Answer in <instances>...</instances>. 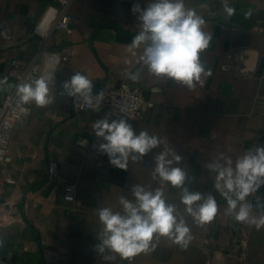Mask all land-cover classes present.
Instances as JSON below:
<instances>
[{"label":"crops","instance_id":"0c3cea01","mask_svg":"<svg viewBox=\"0 0 264 264\" xmlns=\"http://www.w3.org/2000/svg\"><path fill=\"white\" fill-rule=\"evenodd\" d=\"M148 2L72 0L69 29L52 28L43 37L35 27L49 5L58 6L55 0H0V103L5 83L13 80L8 76L12 60L28 62L41 48L59 56L54 101L46 107L34 103L16 124L9 143L12 161L0 171V264H264V227L257 230L226 214L227 202L214 188L215 174L205 167L221 153L235 161L250 148L264 147V0H229L232 16L224 12L222 0H184L205 20L203 31L210 36L200 54L203 83L192 89L152 76L139 62L140 50L136 55L127 50L139 30L132 6ZM75 72L86 75L96 89L118 85L127 72L139 73L135 83L154 106L128 122L137 134L159 137L161 146L143 160H130L127 171L112 166L106 154L91 151V143L103 142L92 128L103 119L101 111L77 110L69 97L57 93L56 85ZM162 150L183 157L173 166L187 173L190 191L215 197L217 215L203 226L196 224L184 212L181 189L165 184V199L190 228L193 239L187 248L161 237L153 241L154 250L130 261L118 255L105 260L112 254L95 250L103 227L97 209L120 211V196L134 199L132 185L161 187L152 171L154 156ZM50 160L58 165L53 179L48 176ZM71 182L79 186L75 203L63 200L64 186ZM250 203L253 215L264 213V186ZM243 227L248 232L244 261Z\"/></svg>","mask_w":264,"mask_h":264},{"label":"clouds","instance_id":"9594fccd","mask_svg":"<svg viewBox=\"0 0 264 264\" xmlns=\"http://www.w3.org/2000/svg\"><path fill=\"white\" fill-rule=\"evenodd\" d=\"M222 3L228 16L235 14L229 0H222ZM131 12L139 21V30L127 50L133 55H136L135 50H140L139 62L152 76L173 80L189 89L203 83L205 67L200 54L208 48L210 36L203 31L205 20L195 10L187 8L184 0H150L145 6L135 3ZM251 14L249 10L245 16L250 17ZM210 74L209 70L207 75ZM129 78L136 81L139 73H132ZM54 85V70L25 80L15 85L18 102L21 105L34 102L37 107H46L55 99L52 94ZM0 87H3L2 82ZM62 88L61 95L73 98L74 105L79 101L81 107L91 106L103 98V91L94 93L93 81L80 72H75ZM92 128L94 135L103 141L99 144V152L107 155L112 166L124 171L128 170L130 160H143L162 144L159 137L147 131L137 134L123 117L111 119L105 116ZM182 159L171 150L158 152L154 156L152 178H158L161 187L149 189L139 184L132 185L134 199L120 196V211L111 207L97 209L103 227L95 250L101 254L106 251L112 254L105 255V260H114L118 255L130 261L142 252L154 250L153 241L161 237L187 248L193 239L190 228L176 205L165 199V184L181 189L180 201L184 212L196 224L203 226L213 221L218 213L217 201L212 194L205 196L185 186L187 173L181 167L173 166ZM205 167L215 174L214 188L227 202L226 214L237 222L255 226L257 230L264 227V213L253 215V205L248 201V197L264 186V147L250 148L235 161L221 153L218 159ZM2 245L3 240H0Z\"/></svg>","mask_w":264,"mask_h":264},{"label":"built area","instance_id":"2783aa9c","mask_svg":"<svg viewBox=\"0 0 264 264\" xmlns=\"http://www.w3.org/2000/svg\"><path fill=\"white\" fill-rule=\"evenodd\" d=\"M72 0H55L57 5H49L42 20L35 27V32L43 37L49 34L50 29H69L70 15L68 12L69 5ZM38 56H42V62H37ZM59 62V56L56 52L41 48L36 57L28 62H22L14 59L11 62V67L8 71V76L13 80L8 84L6 93L0 103V171L3 170L11 161L12 155L9 148L12 132L16 124L31 110L33 103L21 105L16 96L15 85L25 81L38 78L46 71H53L56 74V67ZM132 74L127 72L125 77L118 85L106 83L102 87L93 91H103V98L99 102H94L91 106L81 107L79 101L76 105L73 103V98H70L72 106L77 110L97 109L100 110L103 118L109 116L111 119L120 117L126 120L138 119L146 108H152L154 101L147 98L144 90L129 78ZM65 81L56 85L57 93L61 95L63 92L62 85ZM56 84V81H55ZM66 96V95H61ZM98 142L90 144L89 149L99 151ZM58 173V165L55 160H50L48 163V176L50 179L56 177ZM6 181L11 182L9 177ZM79 186L75 182L67 183L64 186L63 200L70 203H75L78 199ZM70 197V198H69ZM252 196L248 197L250 202ZM240 243L243 248L241 259L244 261L248 247V232L245 227L241 230Z\"/></svg>","mask_w":264,"mask_h":264},{"label":"trees","instance_id":"16d2710c","mask_svg":"<svg viewBox=\"0 0 264 264\" xmlns=\"http://www.w3.org/2000/svg\"><path fill=\"white\" fill-rule=\"evenodd\" d=\"M109 23L111 24V26H113L117 30V32H119V33L123 32V29L117 23H115V22H109Z\"/></svg>","mask_w":264,"mask_h":264},{"label":"water","instance_id":"95a60500","mask_svg":"<svg viewBox=\"0 0 264 264\" xmlns=\"http://www.w3.org/2000/svg\"><path fill=\"white\" fill-rule=\"evenodd\" d=\"M6 90H7V84L5 83V89H4V92H3V97H4L5 93H6Z\"/></svg>","mask_w":264,"mask_h":264}]
</instances>
